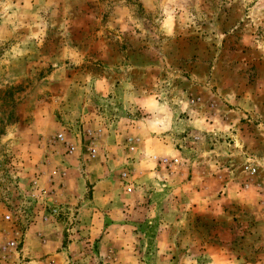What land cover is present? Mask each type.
Here are the masks:
<instances>
[{"label": "rangeland", "instance_id": "1", "mask_svg": "<svg viewBox=\"0 0 264 264\" xmlns=\"http://www.w3.org/2000/svg\"><path fill=\"white\" fill-rule=\"evenodd\" d=\"M31 260L264 264V0H0V264Z\"/></svg>", "mask_w": 264, "mask_h": 264}, {"label": "crops", "instance_id": "2", "mask_svg": "<svg viewBox=\"0 0 264 264\" xmlns=\"http://www.w3.org/2000/svg\"><path fill=\"white\" fill-rule=\"evenodd\" d=\"M104 142L105 140L103 139V141H101L100 144H103ZM104 173H106V176L104 174L103 176L109 177L108 171ZM107 180L108 179L98 182L97 180H94L91 177H86V178H81V180L78 181L77 183L79 189L78 194L75 198L74 197L72 198V202L70 204L71 207L68 209L75 210V212L78 213L77 215H72L71 213L72 216L76 217L74 218L75 220H78L79 217L81 216L79 219L80 220L79 226L86 230L85 234L87 235L94 234V232L92 231L89 232L88 229H91L90 227H94L93 226L94 222L97 221L99 218L100 220H104L105 212L109 211L115 203L114 195L116 193L115 191H111L112 184L109 183V181ZM71 231L74 232V229H72ZM58 249H60L61 252L56 253L58 252ZM53 250H51L52 252L50 253H56L55 256L64 255V253L67 251L66 248H62L60 245L59 247L55 246V250L54 251ZM27 264H41V263L36 262L35 260H31ZM64 264H68V263H64Z\"/></svg>", "mask_w": 264, "mask_h": 264}, {"label": "built area", "instance_id": "3", "mask_svg": "<svg viewBox=\"0 0 264 264\" xmlns=\"http://www.w3.org/2000/svg\"><path fill=\"white\" fill-rule=\"evenodd\" d=\"M58 139H59L60 142H64V139H63V137L61 135L58 137ZM67 153L68 154H72L73 153V149L68 144H67ZM89 153L93 157L95 155V153H96V150L94 148H91V149H89ZM153 158L156 159V157H153ZM157 162L159 164H162L164 167H169V166H172L174 164H177L178 161L176 159L170 160V161H167L166 159H157ZM57 212H58L57 208H52L51 209V213L52 214H56ZM10 246H14V244L11 243ZM46 264H54V263L48 261Z\"/></svg>", "mask_w": 264, "mask_h": 264}]
</instances>
